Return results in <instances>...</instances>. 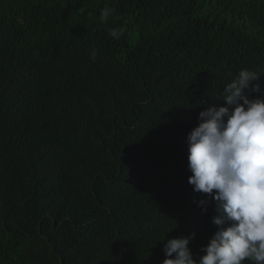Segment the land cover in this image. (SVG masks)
<instances>
[{
	"label": "trees",
	"instance_id": "obj_1",
	"mask_svg": "<svg viewBox=\"0 0 264 264\" xmlns=\"http://www.w3.org/2000/svg\"><path fill=\"white\" fill-rule=\"evenodd\" d=\"M240 69L264 95V0H0V264L199 259L186 137Z\"/></svg>",
	"mask_w": 264,
	"mask_h": 264
},
{
	"label": "clouds",
	"instance_id": "obj_2",
	"mask_svg": "<svg viewBox=\"0 0 264 264\" xmlns=\"http://www.w3.org/2000/svg\"><path fill=\"white\" fill-rule=\"evenodd\" d=\"M115 12L105 6L100 17L107 21ZM109 35L120 39L125 29L111 28ZM96 56L93 49L91 58ZM260 74L240 69L219 97L225 103L200 111L187 134L188 183L215 201L218 230L199 259L189 247L195 233L167 239L162 264H264V95L251 97L262 92L253 83Z\"/></svg>",
	"mask_w": 264,
	"mask_h": 264
}]
</instances>
